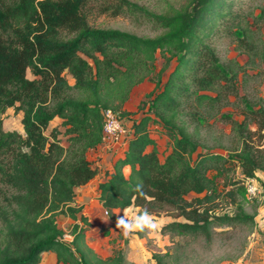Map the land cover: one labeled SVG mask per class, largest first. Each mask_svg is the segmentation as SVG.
I'll use <instances>...</instances> for the list:
<instances>
[{
	"label": "trees",
	"instance_id": "trees-1",
	"mask_svg": "<svg viewBox=\"0 0 264 264\" xmlns=\"http://www.w3.org/2000/svg\"><path fill=\"white\" fill-rule=\"evenodd\" d=\"M232 4L188 0L173 12L155 13L131 0H0V111H20L22 128V134L0 130V264H38L47 251L54 253L55 264H129L121 249L102 258L86 244L87 218L72 203L74 189L96 174L87 152L102 142V111L111 110L119 120L133 115L124 103L145 80L153 89L137 103L141 114L131 120L121 155L96 185L100 207L110 219L129 204L169 216L160 232L201 238L205 246L227 231L215 227L254 224V212L246 213L237 197L245 196V179L264 172V93L251 103L240 86L261 82L264 43L256 36L259 28L251 29L253 22ZM101 15L132 17L161 32L142 36L89 24L90 17ZM216 33L231 38L246 55L244 63L219 60L209 42ZM158 51L166 53L165 64H173L163 80L165 65L152 80ZM225 106L232 111H221ZM208 110L234 139L227 156L201 150L198 127ZM54 118L59 122L50 126ZM150 122L160 124L170 139L162 160ZM59 134L65 135V146ZM230 161L239 176H228L234 170ZM210 170L223 176L219 191ZM261 189L264 194V182ZM222 199L231 213L217 212ZM58 215L73 221L67 243L60 240ZM182 256L174 248L153 253L152 259L178 264Z\"/></svg>",
	"mask_w": 264,
	"mask_h": 264
},
{
	"label": "rangeland",
	"instance_id": "rangeland-1",
	"mask_svg": "<svg viewBox=\"0 0 264 264\" xmlns=\"http://www.w3.org/2000/svg\"><path fill=\"white\" fill-rule=\"evenodd\" d=\"M146 9L155 13L173 12L180 9L188 0H131ZM232 10H237L244 19L248 22H253L250 28L255 30L259 28V33L256 30L257 38H262L264 43V9L260 18L254 16L260 13L261 8H264V0H232ZM253 20V21H252ZM89 24L96 27L116 28L142 36H153L161 32L160 29H154L150 24L128 16H92L88 20ZM256 24H255V23ZM221 27V26H219ZM210 44L213 46L219 60L222 63H228L233 60L238 64L244 63L246 55L237 50L235 43L224 34H215L209 38ZM166 53L156 52L154 61V72L151 75L152 80L155 78V72L165 65V69L161 74V80L164 79L167 72L170 70L173 61L165 64ZM256 69H249L248 73H253ZM26 76L31 78L27 72ZM69 83L71 79L65 73ZM240 80V79H239ZM240 93L245 94L246 99L251 103L255 102L258 96H263L264 93V75L261 82L251 79L245 85L240 86ZM153 89V82L149 80L142 81L135 85L129 94V98L124 104L125 110L134 112L130 117L122 120V126L128 130L131 120L138 118L141 114L136 110V105L145 94ZM224 112L232 111L230 106H225L220 109ZM210 113V114H209ZM234 116V115H233ZM21 112L15 111L13 107H6L0 111V130L16 131L22 134L20 124ZM59 122L58 118H54L50 126ZM60 131L63 130L59 127ZM150 137L155 142L159 160L167 153L170 146V139L163 131L160 124L150 122L148 125ZM197 140L201 146V150L213 151L224 156L230 149L235 146V142L227 124H224L215 119L211 115V110H208L203 115L198 127ZM188 131L192 132V125L188 127ZM59 140L63 146L66 145L65 135L59 134ZM118 143H108L105 145L101 142L96 148L87 152V159L90 164L96 168V174L83 186L74 189L73 205L80 207V212L84 214L88 221V228L85 232L86 244L100 257H109L115 250L121 249L126 262L134 264H154L152 259L153 253H163L165 251H174V248L184 252L178 264H264V194H262L261 184L264 182V172L257 171L254 180L260 191L254 197H248L246 191L244 198L238 196L243 209L246 213L254 212V224L251 227L242 226L234 229H226L227 227H215V231L227 230L222 234L213 236L209 246H205L201 238L190 239L186 237L176 236L171 233L160 232V226L171 218L166 215H158L153 217L156 219L159 227L155 232L149 233L134 232L128 237H125L121 230L116 229V221L118 217L123 216V211L115 213V217L110 219L107 214L96 201L97 183L102 180L104 172L109 170L113 160L121 155L125 145L127 135L120 136ZM234 166L233 172H229L228 176H239V169L235 166L234 161H230ZM124 173H128V169H124ZM208 175L214 180L216 190L223 188V176L214 170H210ZM244 185V181H243ZM226 187L225 189H227ZM191 195L187 196L190 197ZM217 212L231 213L233 211L231 204L227 199L216 201ZM72 220L66 216L58 215L56 224L62 230L60 240L67 243L70 241L69 235L70 225ZM53 260L49 255H41V260L38 264H48ZM41 262V263H40ZM174 264V262H167Z\"/></svg>",
	"mask_w": 264,
	"mask_h": 264
},
{
	"label": "clouds",
	"instance_id": "clouds-1",
	"mask_svg": "<svg viewBox=\"0 0 264 264\" xmlns=\"http://www.w3.org/2000/svg\"><path fill=\"white\" fill-rule=\"evenodd\" d=\"M104 130L108 134H115L118 131H122L121 122L115 119V116L108 112V122L104 125ZM130 165H126V169H130ZM143 185L139 184L136 190L143 195ZM123 216L118 217L116 221V229L122 231L125 237H128L134 232H144L148 230L149 233L155 232L159 227L156 219L150 214L147 209L140 210L138 206L129 204L128 207L124 208Z\"/></svg>",
	"mask_w": 264,
	"mask_h": 264
},
{
	"label": "built area",
	"instance_id": "built-area-1",
	"mask_svg": "<svg viewBox=\"0 0 264 264\" xmlns=\"http://www.w3.org/2000/svg\"><path fill=\"white\" fill-rule=\"evenodd\" d=\"M108 112H109V109H105V110L102 111V117H103L102 142L105 145H107L109 142L113 143V144L114 143H118V140H120V138H121L120 136L126 135V130L122 126V120H119L116 117H115V119L121 122V127H122L123 130L122 131H118L115 134H108V133L105 132L104 125H105L106 122H108ZM244 187H245V191H246L248 197H254L260 191V189L255 184L254 180H252V179H245L244 180ZM103 212L105 214H107L105 210H103Z\"/></svg>",
	"mask_w": 264,
	"mask_h": 264
},
{
	"label": "crops",
	"instance_id": "crops-1",
	"mask_svg": "<svg viewBox=\"0 0 264 264\" xmlns=\"http://www.w3.org/2000/svg\"><path fill=\"white\" fill-rule=\"evenodd\" d=\"M125 104V103H124ZM112 164V163H111ZM110 168V167H109ZM87 184V183H86ZM85 185V184H84ZM79 186L78 188H83V186ZM123 209H116L114 210V212H119V211H122ZM41 255H49V258L52 259L53 261L48 263V264H55V255L52 251H47V252H43ZM40 260H41V256H40ZM41 263V262H40ZM59 264H62V263H59ZM134 264H141V263H137V262H134Z\"/></svg>",
	"mask_w": 264,
	"mask_h": 264
}]
</instances>
